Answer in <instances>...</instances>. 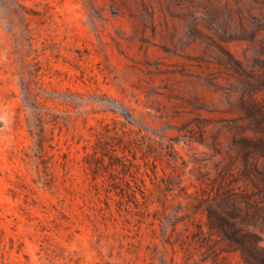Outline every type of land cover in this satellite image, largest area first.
<instances>
[{
    "label": "rangeland",
    "instance_id": "1",
    "mask_svg": "<svg viewBox=\"0 0 264 264\" xmlns=\"http://www.w3.org/2000/svg\"><path fill=\"white\" fill-rule=\"evenodd\" d=\"M99 131L137 203L88 168ZM248 231L264 245V0L0 5V264H254Z\"/></svg>",
    "mask_w": 264,
    "mask_h": 264
},
{
    "label": "trees",
    "instance_id": "2",
    "mask_svg": "<svg viewBox=\"0 0 264 264\" xmlns=\"http://www.w3.org/2000/svg\"><path fill=\"white\" fill-rule=\"evenodd\" d=\"M6 2H8V0H0V5H2L3 3L5 4ZM22 14H24V16L27 17L28 14L27 10L24 9ZM25 40L30 41V39L27 37H25ZM19 44H22V41H20ZM27 45H28V50L30 51L31 42H28ZM25 89H26V93L29 94L30 92L29 83L27 85V88H25L24 86V90ZM37 119H38V124L36 123L34 124V122H32V126H34L35 129L32 130L30 124L29 130L32 136L36 137L35 144L37 146V151H39V157H41V162L45 163L44 161L45 159L43 156L46 153V147L44 144L48 142V139H51V137L46 136L41 116ZM49 146L51 145L49 144ZM91 146H92V151L86 153L85 155V161L91 172L95 175L98 174L100 169L106 166L105 157H108L110 159L108 163L111 169L110 173L114 175V179L115 178L119 179V180H115L114 182L117 184H121L123 180L125 183V186L120 187V192H119L120 195L126 196L130 200L135 201V203H137L136 190L129 183V180L124 179V174L126 173V170L124 168L126 167V160H127L125 149L128 148L127 144H123V147L120 150H118L116 144L112 143L104 132L99 131L95 133V140L91 144ZM119 151L121 154H118ZM119 173H121V175H119ZM247 234L252 237L251 239L252 245L248 250L251 262L254 264H264V245L258 243L260 240V236H258L257 234L251 231H248Z\"/></svg>",
    "mask_w": 264,
    "mask_h": 264
}]
</instances>
